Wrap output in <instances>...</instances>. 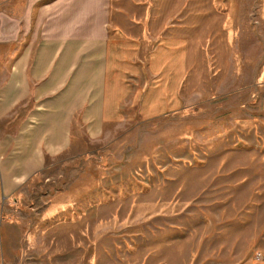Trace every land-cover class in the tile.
Here are the masks:
<instances>
[{
  "label": "rangeland",
  "instance_id": "1",
  "mask_svg": "<svg viewBox=\"0 0 264 264\" xmlns=\"http://www.w3.org/2000/svg\"><path fill=\"white\" fill-rule=\"evenodd\" d=\"M111 2L187 45L180 107L0 191V264H264V0ZM37 8L0 0V84Z\"/></svg>",
  "mask_w": 264,
  "mask_h": 264
},
{
  "label": "crops",
  "instance_id": "2",
  "mask_svg": "<svg viewBox=\"0 0 264 264\" xmlns=\"http://www.w3.org/2000/svg\"><path fill=\"white\" fill-rule=\"evenodd\" d=\"M36 7L35 32L26 42L20 34L0 84L3 196L76 139L99 140L123 124L133 109L145 120L177 110L187 73V45L157 40L111 0H26L27 11Z\"/></svg>",
  "mask_w": 264,
  "mask_h": 264
}]
</instances>
